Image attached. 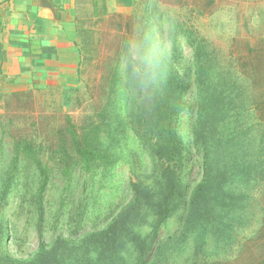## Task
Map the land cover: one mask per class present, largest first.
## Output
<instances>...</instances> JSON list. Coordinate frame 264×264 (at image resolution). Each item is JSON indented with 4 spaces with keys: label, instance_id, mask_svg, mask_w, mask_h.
<instances>
[{
    "label": "rangeland",
    "instance_id": "rangeland-1",
    "mask_svg": "<svg viewBox=\"0 0 264 264\" xmlns=\"http://www.w3.org/2000/svg\"><path fill=\"white\" fill-rule=\"evenodd\" d=\"M134 3L126 43L105 21L80 24L68 84L23 90L8 106L11 92L0 96V264H264V54L234 43L231 9L193 22L196 56L180 37L173 71L168 22ZM253 4L246 28L264 36ZM143 19L157 21L154 53L136 40L151 23ZM247 43L264 48V37ZM131 56L152 62L157 90H111L108 71ZM161 100L174 111L169 141ZM71 132L110 161L68 176ZM35 157L47 167L40 222Z\"/></svg>",
    "mask_w": 264,
    "mask_h": 264
},
{
    "label": "crops",
    "instance_id": "crops-1",
    "mask_svg": "<svg viewBox=\"0 0 264 264\" xmlns=\"http://www.w3.org/2000/svg\"><path fill=\"white\" fill-rule=\"evenodd\" d=\"M134 0H0V96L68 84L79 64L80 21L129 14Z\"/></svg>",
    "mask_w": 264,
    "mask_h": 264
},
{
    "label": "trees",
    "instance_id": "trees-1",
    "mask_svg": "<svg viewBox=\"0 0 264 264\" xmlns=\"http://www.w3.org/2000/svg\"><path fill=\"white\" fill-rule=\"evenodd\" d=\"M147 4L151 5V15L157 16L158 14V20L167 21V28L165 29L166 33V39L169 41L170 50H165L164 55H171L170 56V65L173 71L176 70V68H173L175 66L174 60L176 63L180 62V59H183V55L180 51V43L179 39L180 37H185L186 39H189V47H191V57L195 58L196 52L195 48H193L194 41L196 40V34H197V28L193 25V22L197 19L201 18H210L211 16L215 14H226L227 11H230L231 9H234L238 12V21H239V32L237 33V38H235L233 41L234 43H238L241 48L246 46V52L247 53H254V54H264V48H261L257 44L251 47V45L248 42V40L251 38L254 43L261 40L264 36L260 34V26H256L252 31V33L249 32L250 27L246 28L247 25V18L249 19L253 16H248L244 14V10L246 7L250 4L252 1L253 6L255 7V16L259 20L260 16H263L264 12V6L260 8L259 2L261 0H145ZM134 3V9H132L131 13L129 14H118L113 13L107 16H104L100 19H94L93 16H86L91 21L93 26L100 22V20L105 21L106 25L104 26V30L116 28L118 30V37L120 40L122 39L125 43L128 42V38L126 36V32L131 29V26H134V22H137L136 18L138 13H136V7ZM162 9V10H160ZM182 12H185L184 15H182ZM121 20H124L127 22V24H122ZM86 20V19H85ZM85 20H82L78 24L77 34H79L81 27L80 24L84 22ZM114 20H117L118 23H116ZM147 19H143V21H146ZM151 21L149 23V26L146 28H142L141 34L137 37V41L140 43L139 47H144L149 50L150 53H154V40L156 32L158 31L156 25L157 21L155 20H147ZM250 21V20H249ZM249 23V22H248ZM92 26V25H91ZM194 26V27H193ZM125 28V32L122 31V28ZM118 28V29H117ZM246 28L247 30L243 31L242 29ZM163 30V27H162ZM163 32V31H161ZM185 34V35H184ZM239 48V51L241 50ZM138 53V52H137ZM242 56V55H241ZM241 58V57H240ZM194 60V59H193ZM194 62V61H193ZM120 62L118 61V64L108 71V74L106 77L110 79V83L112 85L111 90H157L154 82V76L153 73L150 72L147 66H141L138 64L137 58H132V56L128 59V61L125 62L124 66L119 69ZM148 65V64H147ZM169 65V62H168ZM119 69V70H118ZM118 70V71H116ZM123 73L122 75H120ZM121 76V79L119 78ZM94 84V89L99 88L100 82L97 81L96 78L92 81ZM26 92L24 91H14L10 93L9 100H7L6 105H11V98L18 101V98L24 96ZM3 96H8L3 95ZM2 97V96H1ZM162 101V119L158 122L162 123L163 125H160L162 127L163 132L165 133L168 141L175 135L174 130L172 129L171 125V117L174 113V111L169 112V108L166 104V102ZM19 102V101H18ZM168 118L169 121L164 122L165 118ZM74 116H68L69 123L74 121ZM71 124V130H74L75 123L72 122ZM72 138L73 142L75 143V158L73 160H70L68 158V176L76 169L81 168L84 172H90L93 169H95L98 166L105 165L110 161L109 156L105 152L98 151L96 148H94L88 139L81 134V136L74 135L72 132ZM70 143L68 144L69 147ZM171 141H170V149H171ZM30 147V145H28ZM19 153V152H18ZM32 161L36 164L40 171V179L38 183V198H37V218L38 222L41 221L43 216V207H42V196L40 195L43 189L45 188V185L47 183V176H46V169L47 167L43 165V162L40 158H33ZM62 160H58V165L61 166ZM66 166H63V169H65Z\"/></svg>",
    "mask_w": 264,
    "mask_h": 264
},
{
    "label": "clouds",
    "instance_id": "clouds-1",
    "mask_svg": "<svg viewBox=\"0 0 264 264\" xmlns=\"http://www.w3.org/2000/svg\"><path fill=\"white\" fill-rule=\"evenodd\" d=\"M147 67H148L149 70H152L154 65L152 64L151 61H149Z\"/></svg>",
    "mask_w": 264,
    "mask_h": 264
}]
</instances>
